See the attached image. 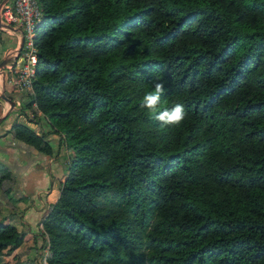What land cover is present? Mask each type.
<instances>
[{
  "label": "trees",
  "instance_id": "16d2710c",
  "mask_svg": "<svg viewBox=\"0 0 264 264\" xmlns=\"http://www.w3.org/2000/svg\"><path fill=\"white\" fill-rule=\"evenodd\" d=\"M38 2L25 96L70 156L40 221L47 262L264 264V0ZM156 82L179 126L143 107ZM25 235L0 219V256Z\"/></svg>",
  "mask_w": 264,
  "mask_h": 264
},
{
  "label": "crops",
  "instance_id": "0c3cea01",
  "mask_svg": "<svg viewBox=\"0 0 264 264\" xmlns=\"http://www.w3.org/2000/svg\"><path fill=\"white\" fill-rule=\"evenodd\" d=\"M1 2L2 0H0V3ZM21 40L22 33L19 27L13 26V29H0V62L5 60V64L0 68V94L2 93L1 90L3 88L4 77L7 75V66L11 57H13L14 52L18 49ZM9 106L10 105L6 103V100L2 98L0 99V116L9 109ZM12 114L13 113L10 112L5 121H3L4 123L0 125V130L5 126L4 129L6 130V133L10 135L11 125L15 121L24 122L21 119V114L16 116L14 119L11 118ZM30 125L35 126L34 123ZM34 130L38 134H47L48 140L51 139L50 136L56 135V133H49L46 128L42 129L41 132L36 129ZM7 136H2V139L6 138L5 142L9 143ZM11 136L12 139L10 141L13 140L11 145H4L5 142H2L0 139V163L9 168L13 177H17V187L21 188L20 184H23L25 193L23 199H20L18 203L20 204V202H22L21 209H16V207L12 205L10 207L11 213H8L7 220L18 228H21L24 223L27 229H25L26 235L22 244L12 251H4L2 261L15 264L14 262L19 260L18 264H39L38 255L42 238L39 231H37V225L58 198L61 182L64 181L66 175V159L63 156L52 159L56 152L58 153L59 146L56 147L54 144H51V157H41L45 162L47 157L56 162H47V169H36L34 164L40 161V153H38L31 146L30 150L24 148L27 144L15 139L13 135ZM25 157L29 158V161L27 162L28 164L25 163V165H22L21 162H24L22 160ZM14 167L15 171L12 170ZM57 171H62V174L64 175H62L60 180L59 178H56ZM41 189L47 190L40 193V198L31 196ZM2 205H0V208ZM35 253L37 256L34 255Z\"/></svg>",
  "mask_w": 264,
  "mask_h": 264
},
{
  "label": "built area",
  "instance_id": "2783aa9c",
  "mask_svg": "<svg viewBox=\"0 0 264 264\" xmlns=\"http://www.w3.org/2000/svg\"><path fill=\"white\" fill-rule=\"evenodd\" d=\"M42 16L38 0H6L0 6V29L16 26L22 33L20 51L14 52L7 66V83L19 92L27 93L32 88L37 63L34 37ZM38 231L40 234L44 231L41 223H39ZM42 235L45 241L41 264H49L47 262L49 243L47 236Z\"/></svg>",
  "mask_w": 264,
  "mask_h": 264
},
{
  "label": "rangeland",
  "instance_id": "374dc122",
  "mask_svg": "<svg viewBox=\"0 0 264 264\" xmlns=\"http://www.w3.org/2000/svg\"><path fill=\"white\" fill-rule=\"evenodd\" d=\"M7 74H8V68H7ZM1 92L5 93L10 99H13L16 103L13 105V107L9 106V109L5 112L6 114H5L4 119H2L0 121V125L4 123L3 121H5V119L7 118L8 114L11 112V113H13L12 117H11L13 119L16 118V116H18L19 114H21L22 115L21 119H22V121H24L23 123L29 125L32 129H36L37 131L41 132L42 129L46 128V129H48L49 133H53L52 132V128L50 127L49 123H47L43 119V117H42L43 115L39 111H37L35 109V106L34 105L29 106V104L27 105L28 97L25 96L26 93L25 92H19V91L13 89V87H11L7 83V75L4 77L3 88L1 90ZM6 103L8 105H10L9 102L6 101ZM33 123H34L35 126L30 125V124H33ZM4 127L1 128V130H0V139H1L2 142H5L6 138L2 139V136L6 137L8 135L7 137L9 139L8 140L9 143L5 142L4 145H8V144L11 145L12 142H13V140L10 141L12 139L11 138L12 137L11 136L12 132L10 131L11 135L6 133V130L4 129ZM50 137H51V139L49 140L50 145L54 144L56 147L59 146L58 153L56 152V154L53 156L52 159H55V158L60 157V156H63V157H65L66 163H67L70 156H69V149L66 146L65 142L62 141L57 134L54 135V136H50ZM24 148H27V149L30 150V146L26 145V146H24ZM60 148H61V150H60ZM17 150H19V149H17ZM10 151H11V149H10ZM41 156H45V155L40 154V157ZM28 157H25L22 160V161H24V162H21L22 165H25V163H27L29 161L30 157L29 158ZM49 157H51V156H49ZM49 157H47V158L45 157L46 158V162L41 157L40 161L38 163L34 164L35 168L36 169H41L42 168L44 170V169H47V162H49V161L51 163L56 162V161H52V159H50ZM1 166H5V165H2L0 163V167ZM12 170L15 171V167ZM10 173H11V171H10ZM62 175H63L62 171H60V172L57 171L56 178H59V180H60V178H62ZM16 178L13 177V174H12V176L9 179L4 180L2 182V185H0V205L3 204L2 207L0 208V219L7 218L8 213H11L10 212V207L12 205L15 206L16 209H21V207H22V202H20V204H18V203H19L20 199H23L25 191L23 189V184H20L21 188L17 187ZM61 184H62V182H61ZM45 190H47V189H45ZM45 190L41 189L37 193L32 194V195L30 194V195L31 196H35L37 198H40V193L45 192ZM24 201H25V199H24ZM9 215H11V214H9ZM22 227L27 229L25 227L24 223H23ZM38 227H39V224L37 225V231H38ZM40 236L42 238V242L40 244V250H39V255H38L39 264H41V257H42V252H43V249H44V241H45L44 236L42 234H40ZM36 253L34 255H36ZM0 259H1L0 264H11V263H6L5 261H2L3 260V255L0 256ZM14 263L18 264L19 260L15 261Z\"/></svg>",
  "mask_w": 264,
  "mask_h": 264
},
{
  "label": "clouds",
  "instance_id": "9594fccd",
  "mask_svg": "<svg viewBox=\"0 0 264 264\" xmlns=\"http://www.w3.org/2000/svg\"><path fill=\"white\" fill-rule=\"evenodd\" d=\"M164 84L156 82L154 91L148 92L143 97V107L146 108L162 126H179L185 119L186 112L182 104H176L173 108L159 110L161 95L164 92Z\"/></svg>",
  "mask_w": 264,
  "mask_h": 264
},
{
  "label": "water",
  "instance_id": "95a60500",
  "mask_svg": "<svg viewBox=\"0 0 264 264\" xmlns=\"http://www.w3.org/2000/svg\"><path fill=\"white\" fill-rule=\"evenodd\" d=\"M5 1H6V0H2V2L0 3V6H1L2 3L5 2ZM8 28H12V29H13L12 26H8ZM21 44H22V40H21L20 45H19V47H18V49H17L18 52L20 51ZM4 64H5V60H2V61L0 62V68H1ZM0 97H1L2 99L6 100L7 102H9L10 107H13V105L15 104V101H14L13 99H10L5 93H1V94H0ZM5 114H6V113H4V114H2V115L0 116V121H1L2 119H4Z\"/></svg>",
  "mask_w": 264,
  "mask_h": 264
}]
</instances>
